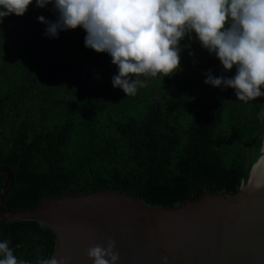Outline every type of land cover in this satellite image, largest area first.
<instances>
[{"label":"trees","instance_id":"16d2710c","mask_svg":"<svg viewBox=\"0 0 264 264\" xmlns=\"http://www.w3.org/2000/svg\"><path fill=\"white\" fill-rule=\"evenodd\" d=\"M41 15L57 19L51 3L33 0L0 24V167L14 175L5 211L96 191L174 208L246 184L264 142V96L245 103L233 88L204 82L209 70L233 77L235 66L141 76L144 86L126 96L113 87L112 57L85 47L82 27L49 37ZM180 45L179 55L203 48L194 32ZM6 180L0 172V190ZM3 240L29 264L56 248L53 228L39 221L0 219Z\"/></svg>","mask_w":264,"mask_h":264},{"label":"clouds","instance_id":"9594fccd","mask_svg":"<svg viewBox=\"0 0 264 264\" xmlns=\"http://www.w3.org/2000/svg\"><path fill=\"white\" fill-rule=\"evenodd\" d=\"M33 0H0V24L11 14L22 16ZM51 3L55 22L43 15L45 35L57 37L60 30L82 27L85 47L106 52L117 66L113 87L126 96L144 86L141 76H168L180 69V41L194 32L223 69L236 67L233 77L206 73L205 83L231 87L239 101L248 103L264 96V0H35L37 7ZM192 54V53H190ZM264 117V112L259 114ZM43 227V225H42ZM11 240L0 241V264H29L18 259ZM116 241L90 246L93 264H117ZM167 264V257L162 258ZM37 264H68L56 255L39 258Z\"/></svg>","mask_w":264,"mask_h":264},{"label":"water","instance_id":"95a60500","mask_svg":"<svg viewBox=\"0 0 264 264\" xmlns=\"http://www.w3.org/2000/svg\"><path fill=\"white\" fill-rule=\"evenodd\" d=\"M0 190V219L53 228L54 254L68 264H93L90 246L116 241L117 264H264V155L235 193L203 196L179 207H153L119 191L48 198L33 209L5 211L14 184L10 168Z\"/></svg>","mask_w":264,"mask_h":264},{"label":"rangeland","instance_id":"374dc122","mask_svg":"<svg viewBox=\"0 0 264 264\" xmlns=\"http://www.w3.org/2000/svg\"><path fill=\"white\" fill-rule=\"evenodd\" d=\"M220 62L214 53H209L205 48L200 49L195 54H180V69L175 73L179 74L186 70L187 73H194L207 68L211 63ZM156 78V77H155ZM264 155V142L259 158ZM258 158V159H259ZM246 185V184H242Z\"/></svg>","mask_w":264,"mask_h":264}]
</instances>
